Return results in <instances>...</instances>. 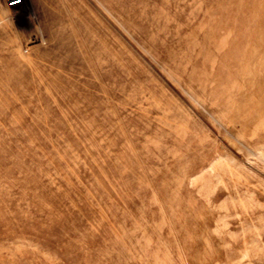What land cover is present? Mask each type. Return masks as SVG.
<instances>
[{
    "label": "rangeland",
    "instance_id": "rangeland-1",
    "mask_svg": "<svg viewBox=\"0 0 264 264\" xmlns=\"http://www.w3.org/2000/svg\"><path fill=\"white\" fill-rule=\"evenodd\" d=\"M0 264H264V0H0Z\"/></svg>",
    "mask_w": 264,
    "mask_h": 264
}]
</instances>
